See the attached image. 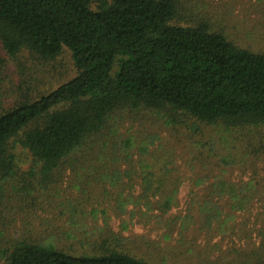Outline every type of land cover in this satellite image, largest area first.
<instances>
[{
	"label": "rangeland",
	"instance_id": "obj_1",
	"mask_svg": "<svg viewBox=\"0 0 264 264\" xmlns=\"http://www.w3.org/2000/svg\"><path fill=\"white\" fill-rule=\"evenodd\" d=\"M180 1L177 23L205 18L240 46L264 52V0ZM76 73L67 49L40 64L29 53L11 59L0 45L6 96L33 99ZM119 113L58 179L42 188L40 177H29L30 193L12 187L0 197V232L79 256L116 250L152 264H262L264 127L229 131L167 110ZM124 141L130 151L116 147ZM16 152L19 177L38 170L28 150Z\"/></svg>",
	"mask_w": 264,
	"mask_h": 264
},
{
	"label": "trees",
	"instance_id": "obj_2",
	"mask_svg": "<svg viewBox=\"0 0 264 264\" xmlns=\"http://www.w3.org/2000/svg\"><path fill=\"white\" fill-rule=\"evenodd\" d=\"M183 8L180 0H0V45L11 59L29 53L45 64L67 49L77 71L33 99L0 93V197L12 187L30 193L29 177L42 188L58 179L126 109L179 112L229 131L264 127V52L205 18L177 23ZM125 141L118 150L130 151ZM19 146L38 167L20 177ZM12 239L0 232V264H152L116 250L79 256L39 238Z\"/></svg>",
	"mask_w": 264,
	"mask_h": 264
}]
</instances>
